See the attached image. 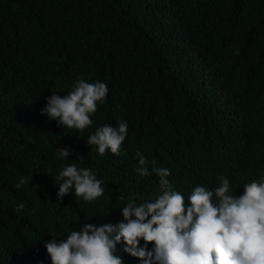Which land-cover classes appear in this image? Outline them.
<instances>
[{
	"label": "trees",
	"instance_id": "16d2710c",
	"mask_svg": "<svg viewBox=\"0 0 264 264\" xmlns=\"http://www.w3.org/2000/svg\"><path fill=\"white\" fill-rule=\"evenodd\" d=\"M78 78L108 86L83 131L41 115ZM122 122L119 155L86 143ZM70 164L104 194L86 201L70 189L58 202ZM152 168L169 170L186 204L222 176L237 197L264 178V0H0V264H52L53 237L122 222L125 204L160 194ZM124 247V264H141Z\"/></svg>",
	"mask_w": 264,
	"mask_h": 264
},
{
	"label": "clouds",
	"instance_id": "9594fccd",
	"mask_svg": "<svg viewBox=\"0 0 264 264\" xmlns=\"http://www.w3.org/2000/svg\"><path fill=\"white\" fill-rule=\"evenodd\" d=\"M107 93L105 83L78 78L68 94L47 97L41 115L55 120L58 126L83 131L93 124L90 117ZM127 129L124 122L118 128L102 125L86 143L95 146L101 156L106 150L119 155ZM57 151L63 158L71 154L67 147ZM137 156L139 175H150L145 167L147 159L142 153ZM151 171L160 177L158 196L139 204H125L123 221L115 225L84 223L65 239L53 237L44 245L52 264H124L116 254L121 241L123 251L141 264H264V178L245 184L243 194L237 197L230 192L228 178L222 176L214 191L196 186L186 204L185 197L172 190L168 169ZM56 180L61 181L58 202L70 189L75 197L86 201L95 200L105 191L103 181L90 169L75 164L66 166ZM23 207L19 205L18 210ZM140 240L144 246H140ZM149 243L153 244L150 251Z\"/></svg>",
	"mask_w": 264,
	"mask_h": 264
}]
</instances>
